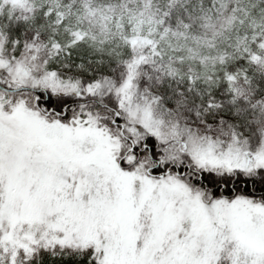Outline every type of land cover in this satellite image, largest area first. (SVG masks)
<instances>
[{"label":"snow or ice","instance_id":"snow-or-ice-1","mask_svg":"<svg viewBox=\"0 0 264 264\" xmlns=\"http://www.w3.org/2000/svg\"><path fill=\"white\" fill-rule=\"evenodd\" d=\"M0 264H264V0H0Z\"/></svg>","mask_w":264,"mask_h":264}]
</instances>
